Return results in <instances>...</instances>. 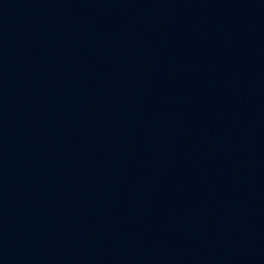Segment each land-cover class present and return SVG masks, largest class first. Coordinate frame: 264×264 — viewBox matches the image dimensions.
<instances>
[{"label":"water","instance_id":"95a60500","mask_svg":"<svg viewBox=\"0 0 264 264\" xmlns=\"http://www.w3.org/2000/svg\"><path fill=\"white\" fill-rule=\"evenodd\" d=\"M123 0H0V262L72 131Z\"/></svg>","mask_w":264,"mask_h":264}]
</instances>
